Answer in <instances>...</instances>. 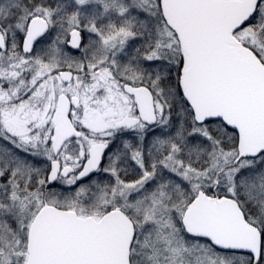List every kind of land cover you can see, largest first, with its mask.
<instances>
[{"label":"snow or ice","instance_id":"snow-or-ice-1","mask_svg":"<svg viewBox=\"0 0 264 264\" xmlns=\"http://www.w3.org/2000/svg\"><path fill=\"white\" fill-rule=\"evenodd\" d=\"M73 2L0 0V264H264V0Z\"/></svg>","mask_w":264,"mask_h":264},{"label":"flooded vegetation","instance_id":"flooded-vegetation-1","mask_svg":"<svg viewBox=\"0 0 264 264\" xmlns=\"http://www.w3.org/2000/svg\"><path fill=\"white\" fill-rule=\"evenodd\" d=\"M101 6H99V7H97V8H95V7H93V6H87L86 8H85V10L84 9H82V7H79V8H77V9H79V11L82 13V14H86V15H88V16H92L93 14H96V15H99L97 12H98V10H99V8H100ZM68 11L69 12H72V11H74L73 10V7H70V6H68ZM100 23H104V22H106V20H101V21H99ZM138 43V41H133V42H131L130 43V45H129V52H131L132 51V47L135 45V44H137Z\"/></svg>","mask_w":264,"mask_h":264},{"label":"rangeland","instance_id":"rangeland-1","mask_svg":"<svg viewBox=\"0 0 264 264\" xmlns=\"http://www.w3.org/2000/svg\"><path fill=\"white\" fill-rule=\"evenodd\" d=\"M64 2L67 3L68 6L73 7V10H74V11L77 10V8H79V7H82V9L85 10V8H86L87 6H88V7H89V6H93V7H95V8L101 6V7L99 8V10H98L97 13L100 14V13L103 12V7H102L101 4H97V3H89V4H86V5H84V6H77V5L73 2V0H64Z\"/></svg>","mask_w":264,"mask_h":264}]
</instances>
